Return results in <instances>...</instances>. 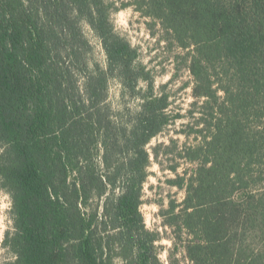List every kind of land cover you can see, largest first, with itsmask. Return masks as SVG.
Listing matches in <instances>:
<instances>
[{
    "label": "trees",
    "instance_id": "16d2710c",
    "mask_svg": "<svg viewBox=\"0 0 264 264\" xmlns=\"http://www.w3.org/2000/svg\"><path fill=\"white\" fill-rule=\"evenodd\" d=\"M140 5L192 49L202 103L201 139L181 150L196 168L169 180L186 190L167 218L175 244L191 264H264V0ZM114 11L107 0H0V186L14 215L2 245L11 264H164L141 207L147 146L169 125L168 97H144L128 122L111 116L110 80L135 92L148 79ZM85 26L106 69L89 67Z\"/></svg>",
    "mask_w": 264,
    "mask_h": 264
},
{
    "label": "rangeland",
    "instance_id": "374dc122",
    "mask_svg": "<svg viewBox=\"0 0 264 264\" xmlns=\"http://www.w3.org/2000/svg\"><path fill=\"white\" fill-rule=\"evenodd\" d=\"M107 1L115 7L112 23L116 32L137 50L135 66L148 77L139 80L135 92L125 88L117 79L110 80L107 103L111 116L118 122H128L140 111L144 97H168L169 125L147 146L151 164L149 177L144 183L141 211L147 228L161 237L158 245L162 262L170 264L169 252H172L176 264H191L184 245L177 241L175 244V232L167 225V218L171 216L172 205L179 212L186 198V190L170 185L169 180L177 179L179 175H191L196 168V164L185 159L183 153L181 156V150L195 145V139L197 136L201 139L199 131L203 129L198 121L202 103L193 96L195 80L189 70L192 49L180 48L160 21L147 16L145 8L140 5L141 0ZM84 29L93 47L89 67L91 70L96 67L106 69L107 57L101 41L88 26ZM96 158L100 161L101 153ZM175 167L177 172H173ZM13 229L12 198L0 186V264L14 261V256L2 245L7 231Z\"/></svg>",
    "mask_w": 264,
    "mask_h": 264
}]
</instances>
